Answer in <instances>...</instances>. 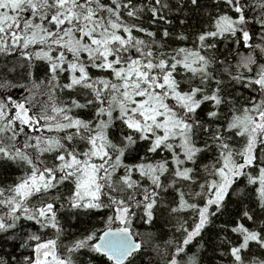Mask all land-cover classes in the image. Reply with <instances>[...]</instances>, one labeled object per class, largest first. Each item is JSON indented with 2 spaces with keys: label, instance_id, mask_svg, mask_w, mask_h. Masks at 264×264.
I'll return each instance as SVG.
<instances>
[{
  "label": "snow or ice",
  "instance_id": "1",
  "mask_svg": "<svg viewBox=\"0 0 264 264\" xmlns=\"http://www.w3.org/2000/svg\"><path fill=\"white\" fill-rule=\"evenodd\" d=\"M0 264H264V0H0Z\"/></svg>",
  "mask_w": 264,
  "mask_h": 264
}]
</instances>
